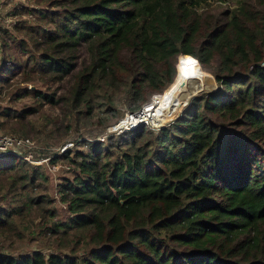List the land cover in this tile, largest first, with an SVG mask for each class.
Segmentation results:
<instances>
[{
	"label": "trees",
	"instance_id": "trees-1",
	"mask_svg": "<svg viewBox=\"0 0 264 264\" xmlns=\"http://www.w3.org/2000/svg\"><path fill=\"white\" fill-rule=\"evenodd\" d=\"M229 1L213 12L212 0H34L22 8L32 19L0 28V84L74 73L67 94L31 92L97 110L101 125L163 95L183 63L218 83L158 130L141 124L56 157L72 170L56 186L65 218L51 175L1 157L0 264H264V0ZM82 43L90 62L75 73ZM37 109L4 108L20 126L2 127L25 136Z\"/></svg>",
	"mask_w": 264,
	"mask_h": 264
},
{
	"label": "rangeland",
	"instance_id": "rangeland-1",
	"mask_svg": "<svg viewBox=\"0 0 264 264\" xmlns=\"http://www.w3.org/2000/svg\"><path fill=\"white\" fill-rule=\"evenodd\" d=\"M222 1L224 3L220 2V0H212L213 7L209 9L213 10V12H219L220 10L225 9L230 1ZM33 5L34 0H0V28H3V32L5 31V29H12L15 26L16 21L20 19H32V15L24 12L22 8L23 6H29V8H32ZM87 46V43H82L80 46L79 58L77 60V68L75 73L82 69L84 66L88 65L90 62V54L88 52ZM21 51L22 50H19L17 48L14 49V52ZM2 63V41L0 37V67L2 66ZM207 72L211 73L210 71ZM73 74L67 76L65 79L55 84L42 83L38 79L27 82L23 80V75L21 74H18L15 78H13L9 84H0V112L4 108H10L14 113L25 110L27 108H38L37 111L29 114L28 116H26V118L23 119V125H25L24 128H26L28 131L25 136H29L36 142L37 146L39 145L37 151L43 150V152L34 155L35 160L41 161L43 159L42 157L46 156V154L49 153L48 150H52L54 147L62 146L66 142L73 141L75 143L73 149H77L79 148V143L81 144L83 140H105L108 135L115 134L110 133L109 128L113 124L115 125L119 120L124 119L127 113H129L126 112L125 115L119 119L108 121L109 123L107 125H101L99 123V117L97 118V110L93 112L94 116L91 117L85 116V114L78 115L77 112H70L69 107H67V105L65 104L64 99L61 100V102L58 104L42 103L38 101L33 92H31L32 90H35L37 88H42L47 92H56V96L58 97L67 94L75 80ZM209 81L210 83L207 85L206 89H208L209 85L214 82V79L212 80L211 78L209 79ZM205 85L206 83L200 90H196L189 95H183L181 97L172 96V91L176 88L175 80L174 83L166 90L167 92H164V94H166H163L164 102L162 105V109L158 114L159 117L156 118L155 122L159 123L161 126H165L167 123L178 117L186 107L187 101H190L192 99L193 94L201 93L202 91H204ZM217 86L218 83L215 82V84L211 88L215 90ZM155 100V97H152L151 100L143 107L145 108V106L151 104ZM125 108V106H122L121 109ZM13 122L14 126H20L18 125V123L16 124V121H14V119H12L11 117L0 116V131L3 133H13L16 135L24 136L21 131H17L14 129L9 130L5 128V126H12L11 124ZM1 123L6 124L4 128L2 127L3 125ZM146 125L152 128L151 125ZM160 127H155L154 129L158 130ZM59 162L60 165H57L59 167L55 171H52L49 168L47 162L42 164L31 163V165L33 166V168L38 167L40 172H45L47 175H51L53 183H51L52 185L50 191L53 195L54 190L53 196L56 197L54 206L58 211V215L62 218H65L69 213L66 209V205L60 201V195L56 186L60 184L63 177L71 176L72 170L71 167L67 166V164L62 163L60 160ZM16 246L21 247L23 250H29L31 248H36L38 245L34 241L24 242L23 244L17 243Z\"/></svg>",
	"mask_w": 264,
	"mask_h": 264
},
{
	"label": "built area",
	"instance_id": "built-area-1",
	"mask_svg": "<svg viewBox=\"0 0 264 264\" xmlns=\"http://www.w3.org/2000/svg\"><path fill=\"white\" fill-rule=\"evenodd\" d=\"M154 97L156 98L157 96L155 95ZM146 108L147 106H145V108L144 107L141 108L140 110L136 112L130 113V115L131 116L139 115ZM128 116H129V113H127L126 117ZM121 121L122 120H119L115 125L113 124L109 128L110 133H121V132L130 130V129L136 128L137 126L141 124H149L152 126V128L160 127V126L154 125L149 119H144L143 121H140L138 123L129 121L125 124H121ZM38 146L36 142L29 136H21V135H16L13 133H3L0 131V158L4 156H8V155H13L24 161L30 162L32 164L33 163L42 164V163L47 162V164L49 165V168L52 171H55L56 169H58L59 166L57 165H60L59 162H53L54 158L64 154L65 152L69 150H72L75 146V143L73 141L66 142L62 146L54 147L52 150H48L49 153H47L46 156L42 157L43 159L40 158L42 159L41 161L34 159V155H37L40 152H43V150L37 151ZM56 196H57V193H56Z\"/></svg>",
	"mask_w": 264,
	"mask_h": 264
},
{
	"label": "bare ground",
	"instance_id": "bare-ground-1",
	"mask_svg": "<svg viewBox=\"0 0 264 264\" xmlns=\"http://www.w3.org/2000/svg\"><path fill=\"white\" fill-rule=\"evenodd\" d=\"M179 67L180 68H178V76L176 77V88L172 91V96L181 97L183 95H189L196 90H200L210 78V74L204 73L202 68L197 63L186 62L179 65ZM199 83H202V85L196 87V85H199ZM156 96V100L147 105V108L143 112H141L139 115L133 116L129 114L128 117L121 119V124H125L129 121L138 123L140 121H143L144 119H149L154 125L161 126L159 123L155 122V120L159 117L158 114L162 109L164 99L163 95Z\"/></svg>",
	"mask_w": 264,
	"mask_h": 264
},
{
	"label": "water",
	"instance_id": "water-1",
	"mask_svg": "<svg viewBox=\"0 0 264 264\" xmlns=\"http://www.w3.org/2000/svg\"><path fill=\"white\" fill-rule=\"evenodd\" d=\"M177 75H178V70H177ZM177 75H176V77H177ZM176 77H175V79H176ZM212 77H213V79L215 80V82H217L215 76L212 75ZM201 85H202V83H199V85L197 84L196 87H197V86L199 87V86H201ZM217 88H218V86L216 87V89H217ZM216 89H215V90H216ZM215 90H214V89H205V90L202 91V92L200 91L201 93L193 94L192 99L195 98L196 96L202 94V93H205V92H211V91H215ZM189 102H190V101H187L186 105H188ZM181 114H182V113H181ZM181 114H180V115H181ZM180 115H179V116H180Z\"/></svg>",
	"mask_w": 264,
	"mask_h": 264
}]
</instances>
